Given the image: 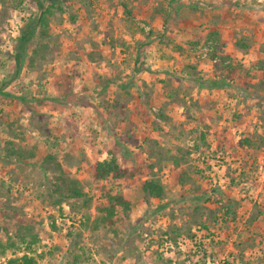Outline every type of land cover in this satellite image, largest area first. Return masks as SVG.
<instances>
[{"label": "rangeland", "instance_id": "1", "mask_svg": "<svg viewBox=\"0 0 264 264\" xmlns=\"http://www.w3.org/2000/svg\"><path fill=\"white\" fill-rule=\"evenodd\" d=\"M38 11L0 0V264H264V0H58L17 72Z\"/></svg>", "mask_w": 264, "mask_h": 264}, {"label": "trees", "instance_id": "2", "mask_svg": "<svg viewBox=\"0 0 264 264\" xmlns=\"http://www.w3.org/2000/svg\"><path fill=\"white\" fill-rule=\"evenodd\" d=\"M38 3V12L35 14L34 19L28 20L21 28L20 34L17 38L16 43V63L18 64L16 69L17 72L20 70V63L23 57L26 54V46L28 42L33 38L35 34V28L37 25H45V13L51 9V6L57 5L58 0H44L48 5L44 6V1L35 0ZM175 0H170L173 2ZM208 82V83H207ZM205 87L212 86H223L222 81L216 80H208L200 83ZM64 102L63 100H61ZM244 142H248L247 139L243 140ZM109 158H105L103 160L97 161L94 166V175L96 178L105 179L106 177H113L114 179H119L125 177V169L122 168L119 164V160L115 154L112 152H108ZM143 190L150 196L160 198L163 193V188L160 183L156 182L153 179L145 180L142 184ZM68 194L71 196L80 197L83 195L82 191L77 186L69 185L67 187ZM116 204H128L126 199L122 196L121 193L112 195L108 197V206L105 207L108 210V217L113 215L114 207ZM5 264H37L35 259L27 254H23L20 257H12L9 258Z\"/></svg>", "mask_w": 264, "mask_h": 264}, {"label": "crops", "instance_id": "3", "mask_svg": "<svg viewBox=\"0 0 264 264\" xmlns=\"http://www.w3.org/2000/svg\"><path fill=\"white\" fill-rule=\"evenodd\" d=\"M104 111L101 112V114H96V113H92L88 119H87V122L88 123H93L95 128H96V131H94V138L95 139H98V140H108L107 138L108 137H112V134L113 135H117V136H120V133H112L113 131L114 132H118L120 131L121 128L120 125L118 126H114L113 123H111V118H110V114L109 113H105V109H103ZM98 111V110H97ZM93 112V111H92ZM54 114H56V112L54 111ZM53 119H57L56 116H54ZM55 121H53V124H54ZM96 124V125H95ZM82 126V124H81ZM79 128H81L79 126ZM102 137V138H101ZM118 138V137H116ZM117 140V139H116ZM119 141V140H117ZM108 152L109 151H101L100 153H102V156L100 157V160H103L105 158H107L106 156H108Z\"/></svg>", "mask_w": 264, "mask_h": 264}, {"label": "built area", "instance_id": "4", "mask_svg": "<svg viewBox=\"0 0 264 264\" xmlns=\"http://www.w3.org/2000/svg\"><path fill=\"white\" fill-rule=\"evenodd\" d=\"M166 243V242H165ZM167 244V243H166Z\"/></svg>", "mask_w": 264, "mask_h": 264}]
</instances>
